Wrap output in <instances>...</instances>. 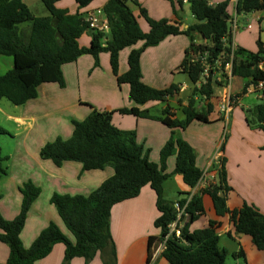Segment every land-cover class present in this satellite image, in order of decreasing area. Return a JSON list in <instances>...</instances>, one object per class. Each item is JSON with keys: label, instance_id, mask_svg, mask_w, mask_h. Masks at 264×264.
<instances>
[{"label": "trees", "instance_id": "trees-1", "mask_svg": "<svg viewBox=\"0 0 264 264\" xmlns=\"http://www.w3.org/2000/svg\"><path fill=\"white\" fill-rule=\"evenodd\" d=\"M63 0H42L49 11L48 17H35L25 0H0V56L12 57L14 68L0 76V101L6 99L15 106H24L38 97V88L45 83H58L65 87L63 66L76 62L81 56L92 55L99 65V55L107 52L111 57V66L120 85L128 84L130 99L135 107L117 111H99L94 109L84 121H74V132L70 139L58 138L48 143L41 156L51 160L58 167L66 162H78L83 171L104 170L107 166L115 169V175L106 180L89 196H69L55 194L51 203L57 208L60 217L74 237L72 242L58 226L51 223L41 232L29 249L21 240L28 214L42 190L32 182L21 188L23 195L20 214L12 221L4 219L0 213V242L10 247L6 264H36L50 255L55 245L66 246L65 264L74 258L91 261L100 254L105 264L116 261L115 244L110 232V218L114 206L137 198L145 186H151L156 192L160 217L155 226L161 231L160 237H151L150 250L156 241L165 242L163 257L170 264H225L227 252L219 246L218 231L221 223L210 221L202 230L190 231L206 211L203 195L208 194L214 203L217 214L221 217L230 215V220L237 234L252 238L256 248L264 251V213L254 206L244 204L241 209L231 211L227 207V194L232 190L228 185L224 163L220 171V186L210 187L200 195H194L190 201L179 202L186 206L188 223L181 226V237L170 234V225L177 220L174 205L164 204V183L171 177L166 173L167 161L177 155L174 174L182 175L187 186L194 189L204 177L197 166L196 155L190 144L175 138L176 130L185 131L194 122L209 124V115L213 110L212 99L217 83L208 80L200 84L204 67L200 62L190 64V55L208 54V59L215 64L223 53L231 52L232 31L231 17L228 13L230 0L212 6V0H188L191 12L197 23L183 29L179 23L164 19H152L148 11L136 0L140 16L146 20L150 30L144 32L138 17L128 5V0H109L104 6L108 18L110 33L93 31L91 45H80V39L90 29L83 13L71 14L59 9L57 4ZM80 10L91 6L96 0H75ZM175 5L174 0H169ZM180 5L182 0H177ZM264 12V0H239V13ZM176 14V11H175ZM24 24L30 25V32L23 30ZM195 34H199L205 45L195 43ZM185 35L191 45L186 51L181 70L187 73L195 85L193 97L184 108L186 118L178 120L170 106L163 111V116L155 117L148 110H141L149 102L166 103L179 92L176 85L165 90L154 89L142 81L141 57L147 48L158 46L166 38ZM227 40V41H225ZM143 42L139 49H133L128 58L129 70L119 73L120 53ZM264 61V45L259 42V52L248 53L242 49L235 51L233 76L252 82L261 79L264 73L259 63ZM227 60H223L225 64ZM245 92V89H244ZM201 96L210 104L205 109H198L195 97ZM134 115L138 118L159 121L168 127L172 136L161 152L160 164L150 160L149 152L138 143L135 131H123L113 124V115ZM251 114L259 128L264 132V102L257 105ZM8 132L0 126V135ZM4 156L0 146V180L8 175ZM223 192V196L220 195ZM184 218V217H183ZM231 236V235H230ZM239 255H242L240 251Z\"/></svg>", "mask_w": 264, "mask_h": 264}, {"label": "crops", "instance_id": "crops-1", "mask_svg": "<svg viewBox=\"0 0 264 264\" xmlns=\"http://www.w3.org/2000/svg\"><path fill=\"white\" fill-rule=\"evenodd\" d=\"M28 1L25 0V3L27 4ZM108 1L96 0L88 8L80 10L75 0H63L57 4V7L68 10L71 14L83 13L86 20L89 13L96 10L104 12V6ZM128 1L143 31L149 32L150 27L140 16L139 7L133 3V0ZM136 1L156 21L167 19L181 24L183 29L197 23L188 0H182V5L177 0H174L175 5L169 0ZM225 1L227 0H212L210 4L215 7ZM238 3L239 0H230L228 6L231 21L237 23V29H231L233 40L231 49H242L256 54L259 52V42L264 45V12L239 13ZM188 12H191L194 20L191 24L185 20ZM240 20L243 22L241 27L238 26ZM26 25L30 26L24 24ZM91 33L89 29L80 39L82 47L88 48L91 45ZM109 33L110 31L106 34L109 35ZM198 38L199 41H197ZM195 43L204 45L206 41L199 34H195ZM190 45V38L180 35L168 37L158 46L145 50L141 57L143 83L157 90H165L176 85L179 92L170 97L166 103L149 102L140 106L141 110H148L151 116L161 117L164 109L170 106L176 119L186 118L184 108L193 97L195 85L192 83L191 89L184 97L183 93L187 92L188 86L178 82L177 74L183 72L181 66ZM142 46L143 42H140L133 48H127L120 53L119 73L121 75L129 70L128 58L131 51ZM12 64L13 69L14 59ZM63 75L66 83L64 88L58 83H45L38 88V97L21 106V109H18L20 106H15L14 109L7 111L0 106V126L8 132L7 138L3 139L8 147L6 155L3 146L1 144L0 146L4 156L9 158L5 163L8 175L0 180L1 215L4 219L12 221L20 214L23 201L21 188L26 183L32 182L42 190L30 209L26 226L21 234V240L26 249L32 246L41 232L51 223L56 224L61 232L74 242L73 235L64 224L57 208L51 203L52 197L55 194L89 196L115 175V169L112 166H107L104 170L85 172L83 165L78 162H66L58 167L53 161L42 158L43 148L58 138L70 139L74 132V121H84L94 109L112 112L136 106L130 99L129 85L118 83L112 70L110 54L107 52L99 55L98 66L92 55L81 56L76 62L63 66ZM234 77L236 76L232 78L229 91L240 94V101L231 113L222 112V96L225 93V87L217 84L212 99L213 110L209 115L210 123L194 122L185 131H175V138L186 140L193 148L197 166L203 171L204 177L194 189L187 186L182 175L174 174L177 155H172L166 167V173L171 177L164 183V204L170 206L182 200L190 201L194 195H200L202 191L210 187H218L220 171L224 163L228 185L232 188L227 194V207L233 211L241 209L244 204H249L264 213V132L251 114V111L264 101L256 97L261 101L260 103H256L255 98L247 103L246 100L251 99L250 95L235 91ZM249 82L251 79L247 80V83ZM195 99L197 108L200 110L207 108L210 104V101H205L201 96ZM113 124L123 131H135L138 143L149 152L150 160L160 164L161 152L172 136L168 127L159 121L138 118L134 115H122L118 112L113 115ZM173 178L178 182L179 193L186 195L177 201L170 200L168 190V184ZM220 195L223 196V192H220ZM202 197L206 213L191 224L190 231L205 229L210 221L221 223L218 231L220 243L223 235H227L234 255L242 251L241 256L246 264H264V251L256 248L252 238L237 234L230 215L219 216L212 198L208 194ZM157 202L156 192L148 185L142 189L137 198L113 207L110 232L117 255L114 264H170L163 257L165 242L156 241L150 250V238H159L161 234L155 226L156 220L161 215ZM187 223L188 218L185 216L181 226ZM222 250L228 254V249ZM65 254L66 246L59 243L54 246L49 256L36 264H65ZM9 255L10 247L0 242V264H6ZM68 264H105V260L98 254L91 261L74 258Z\"/></svg>", "mask_w": 264, "mask_h": 264}, {"label": "built area", "instance_id": "built-area-1", "mask_svg": "<svg viewBox=\"0 0 264 264\" xmlns=\"http://www.w3.org/2000/svg\"><path fill=\"white\" fill-rule=\"evenodd\" d=\"M86 21L90 24L91 32H102L108 33L110 31L109 21L106 15L101 10H96L92 13H89L86 17ZM231 29H237V23L231 21ZM227 41V40H225ZM235 51L231 49V52L223 53L219 60L215 64H212L208 59V54L197 55V62H200L204 67V72L202 78L204 83L209 79L218 85H223L225 87V93L222 96V112L229 114L233 109L238 105L240 101V94H234L232 91H229L231 88V81L233 78V63L235 59ZM227 60L223 64V60ZM259 69L264 73V61L259 63ZM201 82L199 83V85ZM245 95L256 94L257 98L261 101H264V75L261 79L252 82L248 87L245 88ZM174 208L177 212V220L170 225V234L175 233V235L181 237V221L184 216H187L186 206L181 207L179 203L174 204ZM165 244V243H164Z\"/></svg>", "mask_w": 264, "mask_h": 264}, {"label": "rangeland", "instance_id": "rangeland-1", "mask_svg": "<svg viewBox=\"0 0 264 264\" xmlns=\"http://www.w3.org/2000/svg\"><path fill=\"white\" fill-rule=\"evenodd\" d=\"M35 2H37V3H35ZM27 4H28L27 6L30 8L31 12L33 14H35V16H37V17L50 16L49 11L46 9V7L44 6V4L42 3L41 0H29L27 2ZM185 20L189 24H191L194 21L191 17V12H188V14L185 17ZM242 24H243V22L240 20L238 23V26L241 27ZM23 30L26 32V34H29L30 26H27V25L24 26ZM199 40L200 39L198 38L197 41H199ZM192 59H194V63H197V60H196L197 56L190 55V61H189L190 64L192 63V61H191ZM12 63H13L12 57L0 56V76L4 75L5 73H7L9 70L12 69V67H13ZM177 80L181 85H187L188 86L187 92L183 93V96L186 97L189 90L192 87V82H191L190 78L188 77V74H186L184 72H180L179 74H177ZM200 82H201V84H203L204 79L202 78ZM247 84H248L247 80H245V79L238 78V77H234V79H233V86H234L235 91H239V93H241V94L244 92V89H245ZM256 97H257L256 94L250 95L251 99H247L246 102L249 103L250 100L255 98L256 99L255 102L260 103L261 101H259ZM0 102H1L0 106L3 107L4 109H6L7 111L15 108V105L6 99H3ZM21 108L22 107L20 106V108H18V109H21ZM10 130H11V128H10ZM6 138H7L6 135H4V136L0 135V144H1V146H3L5 155L8 152V147L6 144H4L5 140H3V139H6ZM168 190H169V194H170V198H171L170 200H172V201L173 200L177 201L178 199L180 200V199L186 197L185 194L179 193V185H178L177 180H175L174 178L168 184ZM160 242L161 241H159V243ZM220 248L228 249V254H227L225 264H246L245 259L241 255H239V254L234 255L232 253L233 247L231 246V243L229 242V237L227 235H223L222 241L220 243Z\"/></svg>", "mask_w": 264, "mask_h": 264}]
</instances>
